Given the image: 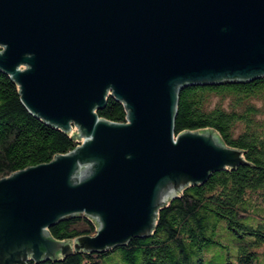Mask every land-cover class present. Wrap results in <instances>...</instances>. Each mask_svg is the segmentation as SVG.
Returning a JSON list of instances; mask_svg holds the SVG:
<instances>
[{
  "label": "water",
  "instance_id": "obj_1",
  "mask_svg": "<svg viewBox=\"0 0 264 264\" xmlns=\"http://www.w3.org/2000/svg\"><path fill=\"white\" fill-rule=\"evenodd\" d=\"M0 69L34 115L81 142L0 178V264L147 236L189 184L243 161L213 129L176 134L188 84L264 76V0H0ZM108 94L127 117H100ZM95 218L94 235L49 227Z\"/></svg>",
  "mask_w": 264,
  "mask_h": 264
},
{
  "label": "trees",
  "instance_id": "obj_2",
  "mask_svg": "<svg viewBox=\"0 0 264 264\" xmlns=\"http://www.w3.org/2000/svg\"><path fill=\"white\" fill-rule=\"evenodd\" d=\"M96 111L102 118L126 121L123 101L111 94ZM206 128L241 150L243 161L214 171L203 183L185 186L159 208L149 235L102 251L80 249L26 264H206V251L212 250L222 264H255L264 256V222L259 217L264 213V76L183 86L176 134ZM73 129L63 130L32 114L21 100L19 84L0 69V178L75 148L82 139ZM97 229L95 218L84 213L49 227L57 240L94 235ZM224 236L238 248L235 259Z\"/></svg>",
  "mask_w": 264,
  "mask_h": 264
},
{
  "label": "rangeland",
  "instance_id": "obj_3",
  "mask_svg": "<svg viewBox=\"0 0 264 264\" xmlns=\"http://www.w3.org/2000/svg\"><path fill=\"white\" fill-rule=\"evenodd\" d=\"M259 217L263 220L264 222V213H262L261 215H259ZM227 236V235H226ZM225 239L222 238L223 242H227L229 243V254H231L232 258L235 259L236 254L238 252V248L236 246H233L232 242L226 238L224 236ZM212 251H206V264H222L219 260L218 257H220V255H218L217 250H215V253ZM255 264H264V256L263 255H259L256 260H255Z\"/></svg>",
  "mask_w": 264,
  "mask_h": 264
},
{
  "label": "built area",
  "instance_id": "obj_4",
  "mask_svg": "<svg viewBox=\"0 0 264 264\" xmlns=\"http://www.w3.org/2000/svg\"><path fill=\"white\" fill-rule=\"evenodd\" d=\"M74 130V129H73Z\"/></svg>",
  "mask_w": 264,
  "mask_h": 264
}]
</instances>
